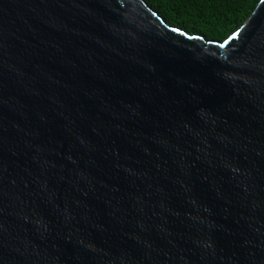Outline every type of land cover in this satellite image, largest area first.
<instances>
[{"label": "water", "instance_id": "1", "mask_svg": "<svg viewBox=\"0 0 264 264\" xmlns=\"http://www.w3.org/2000/svg\"><path fill=\"white\" fill-rule=\"evenodd\" d=\"M0 264H264V0H0Z\"/></svg>", "mask_w": 264, "mask_h": 264}, {"label": "trees", "instance_id": "2", "mask_svg": "<svg viewBox=\"0 0 264 264\" xmlns=\"http://www.w3.org/2000/svg\"><path fill=\"white\" fill-rule=\"evenodd\" d=\"M168 24L222 41L236 31L260 0H143Z\"/></svg>", "mask_w": 264, "mask_h": 264}]
</instances>
